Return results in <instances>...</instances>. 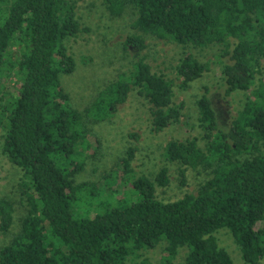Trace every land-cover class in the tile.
<instances>
[{"label":"trees","instance_id":"obj_1","mask_svg":"<svg viewBox=\"0 0 264 264\" xmlns=\"http://www.w3.org/2000/svg\"><path fill=\"white\" fill-rule=\"evenodd\" d=\"M80 1L0 0L1 152L20 170L27 209L18 232L0 248V264H129L139 252L163 243L165 264H172L180 248L188 250L184 264H233L214 236L222 229L232 233L245 264H262L264 0H105L114 16L125 9L136 14L137 32L123 44L133 53V71L100 90L83 112L73 108L61 80L76 71L66 41L82 31ZM147 37L184 49L222 47L227 92L248 96L222 130L203 95L197 105L205 149L197 138L166 145L165 159L181 165L183 185L188 169L211 171L195 194L158 200L156 186L169 184L164 167L155 180L128 175L134 179L130 191L116 199V191L109 190L106 201L94 205L95 186L75 179L88 151L97 148L91 124L111 120L133 91L149 103L153 133L182 118L185 104L176 103L174 82L146 61ZM209 70V63L183 53L175 69L179 87L187 90ZM7 81L14 93L4 92ZM133 160L130 149L121 163L124 172L130 173ZM14 223L13 204L1 198L0 231L10 233Z\"/></svg>","mask_w":264,"mask_h":264},{"label":"rangeland","instance_id":"obj_2","mask_svg":"<svg viewBox=\"0 0 264 264\" xmlns=\"http://www.w3.org/2000/svg\"><path fill=\"white\" fill-rule=\"evenodd\" d=\"M77 17L82 31L66 41L75 59L76 71L71 75H62L61 80L73 108L83 112L95 100L100 90L118 80L120 75H128L133 71V53L126 50L123 44L128 35L137 32L132 28L136 14L131 9H125L121 15L114 16L106 8L105 0H81L78 3ZM147 45L144 53L147 63L151 65L153 72L174 82L176 103L185 104L182 118L179 124L161 133H153L149 103L137 91H133L128 101L118 106L111 120L91 124V139L93 146L97 148L88 151L90 158L84 170L76 175L75 179L78 183L86 182L95 186L94 195L99 194L98 198L93 199L94 205L105 202L109 190L116 191L113 193L116 199L130 191L134 179L128 177L147 176L155 180L164 167L168 168L169 184L165 187L156 186L158 200L169 203L183 198L186 194H195L199 186L211 177V171L202 168L188 169L183 185L180 176L181 165L176 162L168 163L165 159L166 145L171 141L197 138L199 146L205 149L207 140L198 126L197 105L198 99L203 95L211 100L222 130L231 126L248 96V93L242 91L227 92L228 87L222 77V66L228 59L221 56L222 47L184 49L154 37H147ZM187 52L201 62L209 63L210 70L183 91L179 87L180 81L175 69L182 54ZM4 86V92L14 93L12 81L4 82ZM2 143L3 131L0 128V199H6L13 204L15 218L10 233L3 234L0 231V248L10 242L11 233L18 232L20 220L27 210L26 203L21 201L20 170L2 154ZM130 149L133 150L134 160L130 173H127L122 170L121 163ZM214 236L219 246L230 255L233 264H245L240 247L228 229L219 230ZM165 248L166 243H163L155 250L141 251L136 258L131 257L128 263L140 264L147 261L149 264H165ZM187 253V248H180L172 264H184Z\"/></svg>","mask_w":264,"mask_h":264}]
</instances>
